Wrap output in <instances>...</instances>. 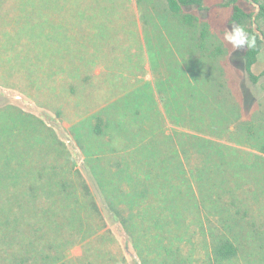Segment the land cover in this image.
Listing matches in <instances>:
<instances>
[{"label": "rangeland", "instance_id": "obj_1", "mask_svg": "<svg viewBox=\"0 0 264 264\" xmlns=\"http://www.w3.org/2000/svg\"><path fill=\"white\" fill-rule=\"evenodd\" d=\"M226 2L188 29L165 0H0V264H264V77Z\"/></svg>", "mask_w": 264, "mask_h": 264}, {"label": "trees", "instance_id": "obj_2", "mask_svg": "<svg viewBox=\"0 0 264 264\" xmlns=\"http://www.w3.org/2000/svg\"><path fill=\"white\" fill-rule=\"evenodd\" d=\"M165 2L170 15L180 24L186 26L188 29L196 26L198 21L197 16L185 9L189 7L200 9L202 8L203 0H165ZM241 2H244L245 4H242ZM226 5L230 8V14L227 17L225 24L243 26L248 34L256 40L255 46L251 48H243L242 55L240 56L248 79L252 83H256L259 80V76L252 73L251 66L257 60L264 45V29L260 24V20H264V0H227ZM256 9L257 13L255 14ZM254 15L255 21L257 22V29L261 32V35L256 33L252 26H245L246 21H249L251 24V18ZM207 33L208 27L203 26L201 36L204 37ZM222 53L223 48L220 45H217L213 50L209 51V57L216 58L217 55ZM99 124L97 126L98 128ZM98 128L95 129L97 133L100 132ZM93 206L95 207L94 203ZM110 207L112 215L115 218H118L121 223L124 222V219H121V210L113 203L110 204ZM236 253L237 247L229 238L218 239L212 247V254L215 263L233 258L236 256Z\"/></svg>", "mask_w": 264, "mask_h": 264}, {"label": "clouds", "instance_id": "obj_3", "mask_svg": "<svg viewBox=\"0 0 264 264\" xmlns=\"http://www.w3.org/2000/svg\"><path fill=\"white\" fill-rule=\"evenodd\" d=\"M225 38L237 50L245 47H254L256 40L250 36L243 26L233 25L230 31L225 32Z\"/></svg>", "mask_w": 264, "mask_h": 264}, {"label": "crops", "instance_id": "obj_4", "mask_svg": "<svg viewBox=\"0 0 264 264\" xmlns=\"http://www.w3.org/2000/svg\"><path fill=\"white\" fill-rule=\"evenodd\" d=\"M251 71L254 75L259 76L257 83H260L261 77H264V55H262V51L257 57V60L252 64ZM262 97L264 99V84H262Z\"/></svg>", "mask_w": 264, "mask_h": 264}, {"label": "water", "instance_id": "obj_5", "mask_svg": "<svg viewBox=\"0 0 264 264\" xmlns=\"http://www.w3.org/2000/svg\"><path fill=\"white\" fill-rule=\"evenodd\" d=\"M254 31L261 35V32L256 28V25L254 26Z\"/></svg>", "mask_w": 264, "mask_h": 264}]
</instances>
